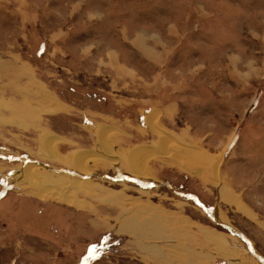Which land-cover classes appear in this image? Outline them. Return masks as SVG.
I'll use <instances>...</instances> for the list:
<instances>
[{
    "label": "rangeland",
    "instance_id": "374dc122",
    "mask_svg": "<svg viewBox=\"0 0 264 264\" xmlns=\"http://www.w3.org/2000/svg\"><path fill=\"white\" fill-rule=\"evenodd\" d=\"M148 112L180 147L138 175ZM105 128L113 162L74 173ZM205 229L227 243L210 264H264V0H0V264H206Z\"/></svg>",
    "mask_w": 264,
    "mask_h": 264
},
{
    "label": "bare ground",
    "instance_id": "6f19581e",
    "mask_svg": "<svg viewBox=\"0 0 264 264\" xmlns=\"http://www.w3.org/2000/svg\"><path fill=\"white\" fill-rule=\"evenodd\" d=\"M37 96H38V94H37ZM42 102L45 103V104H48V105H46V106H48L47 107L48 109H46L44 111L45 112L49 111L50 110L49 109V105H52L53 101H51V104H49L50 102H47L46 99L42 98L41 99V103ZM58 106H59V104H58ZM58 109L59 108H54L52 111H56ZM157 117H158L157 114H155L153 112H151V113L148 112L147 114L144 115V123H143V125L145 127H147L148 130H151L152 132H154V134L157 137V141H155L154 143L146 144L147 147H145V146H140V147H136V148L134 147L131 150H128L126 152V154H125V158H124L125 164L130 169L131 172L137 173L138 175H145L146 174L147 162L149 160L157 159V158H164V157L169 158L171 153L177 152L179 150L178 147H180V146H177L175 144V141H172V139H170L167 136V135H170V134H166L165 135V134L161 133L162 131L161 132L158 131L157 130L158 128L156 129L155 127H153L154 123H155V119H157ZM156 126H157V124H156ZM98 132H99V133H97L98 136L95 133V139H96L95 140V145L97 147L96 149H94L93 151H83V152L80 151L81 153L76 152L75 154H73L70 157V159H69L70 163L69 164L71 166L72 171H74V173L82 174V175L89 174V170H87L86 165H87L88 162H91V161L98 160V161H101V162H113L112 158H114L115 154H114V152L111 149L112 146L107 141V138H108L109 135H111L112 130H110L108 128L107 129L105 128L104 130H101V131H98ZM55 141H56V138L52 137L51 135L43 136L42 139H41V145L40 146L43 149V151L50 157L51 156L54 157V152H53V147H52L53 145L52 144ZM149 146H151V147H153L155 149H152ZM96 151H98V152L102 151L103 153L99 152L100 154H98ZM192 153L193 152H184L181 155L182 157H180L181 160L183 158H189V157L191 158V154ZM195 155H196V153H195ZM181 160H179V161H181ZM172 161H175V163H176L178 161V159L172 160ZM216 164H217V166L215 168H212V169L217 174L220 163L219 164L216 163ZM212 166L214 167L215 163H213ZM38 167L39 166H33L32 167V165H25V167H23L21 169V171H22L21 173L13 174V176H14L13 180L17 181V182H22V183L23 182L24 183H29L27 185L31 188L32 194L34 196L38 197V199L43 198V196L45 194L56 193L58 195L59 199L63 203H65L67 205H69V204L71 205V203L74 202V200L71 197L66 196L63 192L57 191L55 189V187L53 186V182L54 181H51V180L48 181L46 176H41V174H34L33 173L34 170L39 169ZM39 177L42 178L43 181H39V179H38ZM215 177L217 178L218 176H215ZM69 179H70L69 180L70 186H72L74 189L78 188L80 180L79 179H75V178H69ZM58 180L59 179L55 180V183ZM50 185L52 187H50ZM158 230H159V228L155 229L154 233H157ZM148 231H150V230L148 229ZM150 234L151 233H149V234L147 233V234H145L143 236H147V235H150ZM143 242H144V239H143ZM145 242H147V241H145ZM150 243L151 244H148L149 246H153L155 248L157 247V245H156L157 243L156 242L154 243L152 241ZM159 249H161V248H159ZM152 256H154L155 258L156 257L159 258L160 256L162 257V255H160L159 251H157V250L153 251ZM155 261L158 262V260H156V259H155Z\"/></svg>",
    "mask_w": 264,
    "mask_h": 264
},
{
    "label": "crops",
    "instance_id": "0c3cea01",
    "mask_svg": "<svg viewBox=\"0 0 264 264\" xmlns=\"http://www.w3.org/2000/svg\"><path fill=\"white\" fill-rule=\"evenodd\" d=\"M39 95V94H38ZM50 101H52V100H50ZM51 103V102H50ZM128 151V150H127ZM221 157H223V153L221 154ZM221 161V160H220ZM147 187H149V186H147ZM206 230V229H205ZM187 233H188V235L190 236V238H191V235L192 234H194L193 236H194V241H193V243H195V238H196V236L197 235H202L201 233H200V231H198L197 229H196V226L195 227H193V228H190V229H187V230H185ZM204 235V234H203ZM174 239V238H173ZM176 240V239H175ZM192 240V239H191ZM176 241H178V239L176 240ZM203 241L205 242L204 244L205 245H203V242H202V245H200L199 244V246H195V245H190L191 247H192V250L194 249V250H196V248H199V249H202V248H206L207 249V251L206 252H208L207 253V255L208 256H206V259H203L202 260V263H206V264H210L211 263V261L209 262V260H211L212 259V253L214 252L215 253V251H217V250H219V252H220V255L222 256V258L224 257V255H225V257L224 258H227V243H225L226 245V248H224V244H223V242L221 241V237L219 236V233H214L213 231H207L206 230V234H205V237H204V239H203ZM188 243H190L189 241H188ZM187 246H189V245H187ZM198 249V250H199ZM205 249V250H206ZM224 251H226V253L224 252ZM201 252V251H200Z\"/></svg>",
    "mask_w": 264,
    "mask_h": 264
},
{
    "label": "water",
    "instance_id": "95a60500",
    "mask_svg": "<svg viewBox=\"0 0 264 264\" xmlns=\"http://www.w3.org/2000/svg\"><path fill=\"white\" fill-rule=\"evenodd\" d=\"M118 177H119L118 179H115L116 181H117V180H122V179H127V181L133 182V183L138 184V185L143 186V187L150 186V184L140 183V182H138V181H134V180H132V179H128V178H125V177H122V176H118ZM218 224H220L221 226H223V227L226 228V229H229V227L226 226L225 224H221V223H218ZM238 235H239V234H238Z\"/></svg>",
    "mask_w": 264,
    "mask_h": 264
},
{
    "label": "trees",
    "instance_id": "16d2710c",
    "mask_svg": "<svg viewBox=\"0 0 264 264\" xmlns=\"http://www.w3.org/2000/svg\"><path fill=\"white\" fill-rule=\"evenodd\" d=\"M85 253L88 254V252H84V254H85ZM84 254H83L81 257H79V260H84V259H83V258H84ZM98 258H100V257H98ZM98 258H97V259H98ZM94 263H96V261L93 262V264H94Z\"/></svg>",
    "mask_w": 264,
    "mask_h": 264
}]
</instances>
